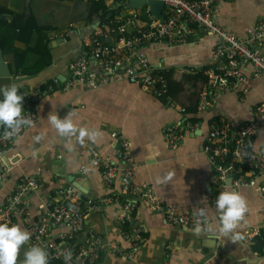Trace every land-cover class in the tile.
<instances>
[{"label":"crops","instance_id":"1","mask_svg":"<svg viewBox=\"0 0 264 264\" xmlns=\"http://www.w3.org/2000/svg\"><path fill=\"white\" fill-rule=\"evenodd\" d=\"M0 9L23 17L11 52L4 54L0 50L12 74L11 77H0V86L16 82L19 93H23L45 90L54 79L60 81L50 94L39 100L36 126L18 136L5 149L1 159L8 172L0 186V207L14 193L20 179L37 177L38 180V188L26 199L25 210L29 218L21 210L15 215L13 224L29 231L39 222V206L50 201L56 190L69 185L80 191V207L84 209L87 200L101 201L110 196L100 171L90 164L89 147H95L102 157L114 160L119 138L130 142L138 166L136 183H148L168 205L204 208L207 220L217 221L216 206L210 202V197L217 192L212 182L214 171L203 147L216 123L225 120L235 130L253 117V109L264 103V76L254 77L252 65L242 62L241 69L250 78L248 93L244 94L242 88L224 92L216 96L206 110L199 112L201 93L207 83L191 78L198 71L215 67L213 52L219 39L192 27L185 44L161 42L140 49L139 53L158 70L171 71L174 85L166 99L126 80H110L93 90L76 84L67 89L65 85L71 77L69 63L87 54V41L98 30L107 35L110 42H115L131 36L139 28H147L152 21L163 22L164 10L162 17L158 18L152 12L150 17L148 5L134 8L128 1L121 5L103 0H0ZM213 10L221 27L244 37L249 28L264 19V0H221L216 2ZM106 12L107 21L104 22ZM134 13L139 14L136 26L127 24L126 20ZM5 17L9 22L13 18L11 15ZM106 24L107 30L103 27ZM20 56L21 63L18 64ZM90 61L92 69L98 71L92 57ZM40 64H43L41 69L35 72ZM196 106L197 112L192 113L190 110ZM52 112L59 118L73 112L78 126L102 135L95 142L86 140L83 145L74 139L69 143L47 121ZM185 119L194 122L197 128L193 132L187 131L183 143L177 149H171L164 140L163 130L185 123ZM3 130L0 127V132ZM36 137H40L39 141ZM263 144L264 123L258 135L249 142V147L258 152ZM33 152H36L35 157ZM169 171L175 173L173 179L157 184V179ZM231 189L240 192L248 204L247 223L238 229L243 240L234 244L227 238H218V234H194L191 228L167 223L162 214L140 202L136 225L143 233L144 242L136 257L130 260L119 258L111 251L114 245L129 247V242L124 241L119 232L121 203L100 204L89 210L87 226L99 233L104 245L98 264H264V253L253 248L257 238L264 241V200L250 187ZM112 193H121L120 176ZM58 232H67V229L62 227ZM249 233H254L252 241L247 239ZM27 248L29 246L25 244L20 249L17 264H21ZM52 263L61 264L49 259V264Z\"/></svg>","mask_w":264,"mask_h":264},{"label":"built area","instance_id":"2","mask_svg":"<svg viewBox=\"0 0 264 264\" xmlns=\"http://www.w3.org/2000/svg\"><path fill=\"white\" fill-rule=\"evenodd\" d=\"M101 1V0H93ZM112 3H126L128 0H103ZM221 0H163L165 20L161 23L152 21L147 28H139L129 37H122L110 42L107 35L98 30L87 41V54L74 58L69 63L70 80L67 89L80 85L86 89H98L110 80H126L139 85L145 91H153L162 99L169 92V84L164 73L141 55L143 46H154L161 42L169 44H185L192 33V27L203 29L219 39L213 52L214 68L201 70L208 82L201 93L198 111L203 112L216 96L224 92L242 88L244 94L250 89V78L241 69V63L252 65L254 77L264 76V19L249 28L244 37L221 27L214 17L213 7ZM151 17V11L148 10ZM127 24L136 26L139 14L134 13L127 18ZM105 30L107 25H103ZM90 57L93 58L98 71L92 69ZM198 71V72H201ZM60 83L54 79L52 85L45 90H30L23 95V116L33 121L32 126L22 127L18 134L5 139L0 132V186L3 185L8 169L2 166L5 149L28 129L36 126L39 116L37 104L40 99L50 94L55 85ZM253 117L232 129L225 120L212 126L208 133L203 152L213 166L212 182L216 187V195L210 197L215 201L220 192L226 188L240 189L250 187L264 200V144L260 151L248 148L249 142L258 135L264 123V103L257 105L252 111ZM197 128L194 122L185 119V123L168 126L163 130V137L171 149H177L185 138V133ZM119 149L116 158L102 157L95 147H89L90 164L98 169L101 178L111 195L102 199L87 200L86 208L80 207V191L74 186L60 188L54 197L39 206L41 216L29 232L31 239L27 245H39L49 253L50 260L65 264L63 253L72 251L69 264H98L104 253L102 237L95 229L87 226V213L100 204L121 203L119 215L120 235L129 247L113 246L111 251L122 259H134L140 250L144 237L136 225V216L140 202L146 203L153 211L162 214L169 224L193 229L198 217L193 209L175 207L164 203L148 183L138 184L135 181L137 164L132 155L130 142L119 138ZM121 177V193H112L118 177ZM228 182H230L228 184ZM38 188L37 177H25L18 181L14 193L0 207V223L13 224L16 214L21 210L29 218L25 210L28 195ZM62 227L67 232H58ZM254 233L247 234L252 241Z\"/></svg>","mask_w":264,"mask_h":264},{"label":"clouds","instance_id":"3","mask_svg":"<svg viewBox=\"0 0 264 264\" xmlns=\"http://www.w3.org/2000/svg\"><path fill=\"white\" fill-rule=\"evenodd\" d=\"M0 127L4 128L3 136L5 139L18 134L22 127L32 126L33 121L23 116V95L19 93V85L16 82L0 86ZM74 113L69 112L64 118H59L55 113H50L47 121L51 127L61 136L72 143L83 145L86 140L95 142L97 137L102 135L100 132L81 127L74 121ZM39 141L40 137H36ZM33 157L36 152L32 153ZM175 173L167 172L163 177L157 179L156 183H168ZM217 221L211 223L207 220V213L204 208L196 207L193 209L194 215L198 217L192 231L194 234H213L218 238H227L232 243L244 239L238 229L246 224V213L248 204L244 196L231 188H226L220 192L216 201ZM31 239V233L20 227L19 224L4 222L0 223V264H17L18 254L22 246ZM65 264L72 260V251L65 250L63 253ZM21 264H49V253L39 245H32L24 252Z\"/></svg>","mask_w":264,"mask_h":264},{"label":"trees","instance_id":"4","mask_svg":"<svg viewBox=\"0 0 264 264\" xmlns=\"http://www.w3.org/2000/svg\"><path fill=\"white\" fill-rule=\"evenodd\" d=\"M10 15L13 16V18L10 22L7 21L6 19L1 18L2 16H10ZM104 17H105L104 22H106L107 21V19H106L107 12L105 13ZM21 19H23V17L19 16L18 14L16 15L13 12L8 11L6 9H0V50L4 54H8L9 52H11L12 43L16 40L17 32L20 30L18 25H19V21ZM20 59H21V56L18 60V64L21 63ZM42 65L43 64L38 65L35 72H37L39 69H41ZM164 74L166 75V78L168 80L169 89H171L172 85H174V82L172 80V73L170 71V72H166ZM191 80H194L196 82L197 81H203L204 83L208 82V78L204 76L202 71L196 73V75L194 77H192ZM169 92H170V90H169ZM167 97H168V94L165 95L162 99H166ZM197 108L198 107L196 106V107L192 108V110H190V111H192V113H196ZM248 148H250L249 145H248ZM253 248L257 252L264 253V241H261L260 239L257 238ZM51 262H55V261H51Z\"/></svg>","mask_w":264,"mask_h":264},{"label":"water","instance_id":"5","mask_svg":"<svg viewBox=\"0 0 264 264\" xmlns=\"http://www.w3.org/2000/svg\"><path fill=\"white\" fill-rule=\"evenodd\" d=\"M128 3L134 8H143L145 5H148L151 9V12L156 17H162V13L164 10L163 0H128ZM1 18L8 20V18H6L5 16H2ZM11 76V71L5 62L4 56L0 53V77L7 78Z\"/></svg>","mask_w":264,"mask_h":264}]
</instances>
